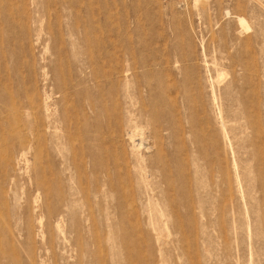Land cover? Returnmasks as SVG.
I'll return each mask as SVG.
<instances>
[{
    "label": "rangeland",
    "instance_id": "obj_1",
    "mask_svg": "<svg viewBox=\"0 0 264 264\" xmlns=\"http://www.w3.org/2000/svg\"><path fill=\"white\" fill-rule=\"evenodd\" d=\"M0 264H264V0H0Z\"/></svg>",
    "mask_w": 264,
    "mask_h": 264
},
{
    "label": "bare ground",
    "instance_id": "obj_2",
    "mask_svg": "<svg viewBox=\"0 0 264 264\" xmlns=\"http://www.w3.org/2000/svg\"><path fill=\"white\" fill-rule=\"evenodd\" d=\"M197 1V0H196ZM237 23H238V26L241 28V30H242V32H244V33H246L247 31H248V27H247V25H246V23L244 22V20L243 19H241V18H238L237 19ZM240 33V32H239ZM130 135V134H129ZM131 136V135H130ZM130 138V137H129ZM133 138V137H132ZM137 138V137H136ZM138 139H140V138H138ZM130 140V139H129ZM132 140H134V139H132ZM137 142H139V141H137ZM143 142V141H142ZM141 142V143H142ZM134 143V142H133ZM144 143V142H143ZM137 144H139L140 146H141V144L140 143H137ZM132 146V145H131ZM134 146H135V143H134ZM135 148V147H134ZM131 149V148H130ZM137 149V148H136ZM143 149H144V147H143ZM142 150V149H141Z\"/></svg>",
    "mask_w": 264,
    "mask_h": 264
}]
</instances>
